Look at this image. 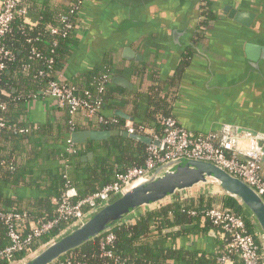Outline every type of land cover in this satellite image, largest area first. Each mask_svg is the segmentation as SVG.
<instances>
[{"label":"crops","instance_id":"0c3cea01","mask_svg":"<svg viewBox=\"0 0 264 264\" xmlns=\"http://www.w3.org/2000/svg\"><path fill=\"white\" fill-rule=\"evenodd\" d=\"M209 1L211 14L207 20L208 27H201L204 17L201 0L198 28L193 33L179 28L177 33L180 36L176 43L165 24L144 34L129 35L107 48L100 46L94 32L81 27L73 36L74 44L71 45L70 55L58 77L84 88L90 74L103 67L105 62H109L111 75L110 82L106 84L107 101L104 102L102 114L107 118L118 116L137 125H145L149 128L148 133L155 132L157 127L153 119L150 92L158 89L170 102L173 117L192 133H219L224 125H231L238 129V133L252 130L264 134V90L259 93L251 78L244 79L247 43L256 37L264 39V0ZM72 2L73 0H35L39 8L50 6L55 9L68 8ZM172 2L173 0H168L167 6H172ZM92 3V0H89L84 5L80 23L92 13ZM180 5H183V2ZM227 8L255 14L253 25L248 28L237 23L230 18ZM171 11L174 12V9ZM30 16H35V12H30L28 17ZM161 16L168 22H176L175 24H181L183 21L178 15L173 18L168 10ZM186 22L189 26L197 25L194 12L188 16ZM190 41L194 44L193 48L188 46ZM126 49L141 56V60L125 59ZM116 77L127 80L132 89L114 84L113 78ZM67 114V109L61 107L57 100L41 95L28 102L25 116L29 125L32 123L34 126L45 128L59 127ZM70 135L71 133L66 134L61 143L50 141L52 139H47L46 134L42 138L32 136L24 143L26 151H39L25 160V164L34 171V179L50 182L64 172L72 183L80 184L86 177V166L82 164L96 163L100 157L112 163L116 162L117 155L105 148L106 146L89 151L80 159H72L69 163L63 161L59 152L66 149ZM246 145L247 142L243 141L242 146ZM77 189L85 190L83 186ZM4 194L10 198L19 197L24 200L43 196L28 187L16 190L6 188ZM196 195L198 194L189 197ZM56 200L53 198L52 204H55ZM245 216L251 221L247 214ZM176 227H186L182 229L186 231L193 228V225ZM171 233L176 232L165 234ZM174 247L212 255L216 254L218 240L213 231L208 235L182 233L177 236Z\"/></svg>","mask_w":264,"mask_h":264},{"label":"trees","instance_id":"16d2710c","mask_svg":"<svg viewBox=\"0 0 264 264\" xmlns=\"http://www.w3.org/2000/svg\"><path fill=\"white\" fill-rule=\"evenodd\" d=\"M29 11L35 12V16L19 18L14 24L11 34L4 40L5 46L15 54V60L7 65L6 70L0 71V98L7 102V111L2 114L6 120L7 127L0 129V211H16L27 216L32 222L42 218L53 219L56 216V204H52V199H59L66 190L67 178L65 173H60L59 177L53 181L40 182L33 178L34 171L25 164V160L30 155L35 156L39 151L25 150L24 143L30 137H48L56 143L62 142L66 134L89 129L104 130H125L127 121L116 116V123L102 126H91L82 116H77L74 120L67 114L65 121L59 127L47 126L45 128L30 125L25 116L28 102L39 97L51 79L50 76H39L40 71H48V61L55 63L54 72L59 76L63 65L71 52V45L74 44L73 37L54 36L47 30L49 25L63 28L60 22L62 15H67L74 25L80 23L78 13L72 14L71 9H55L50 6L37 7L35 0H26ZM204 14L202 28L208 27V19L211 14L210 1L203 0ZM206 11V12H205ZM57 41L54 47L53 42ZM34 52L41 54L36 57ZM27 67V68H26ZM111 64L105 62L104 66L95 70L88 77L86 87L64 81L73 86L81 94L90 90L95 97H100L107 101V88L99 95V87L104 80H108L111 75ZM110 82V81H109ZM2 92L7 93L5 97ZM150 101L153 108V119L157 124L155 133H162L163 119L173 116L171 104L158 89L150 92ZM133 123V122H132ZM134 125H137L133 123ZM146 129L147 126L143 125ZM29 127L28 133L20 131ZM100 146H106L117 155L116 162L112 163L108 159L101 158L96 163L82 164L86 166V177L80 184L74 186L85 188L79 191L81 197L95 193L105 186L112 184L116 176L136 166H143L148 158V145L124 137H115L106 141H87L86 144L77 145V153L69 154L65 149L59 152V157L63 161L80 159L89 151H95ZM48 154V152H47ZM21 187L35 189L42 193L34 199L24 200L19 197L10 198L4 194V189L16 190ZM219 208L230 210L236 214L246 215L244 208L233 197L223 194L201 193L195 197H186L173 202H169L159 208L141 214L134 222L123 225L113 232L115 243L113 251L116 252L120 263H116L114 258L105 255L101 248V238L90 242L81 249L69 254L61 260H71L78 264H217L216 257L222 254L229 238L222 237L220 229L215 227L209 218H205L201 212ZM193 212H197L193 215ZM247 226L254 231V226L246 218ZM193 225L189 230L165 234L164 230L176 226ZM68 225L61 222L49 235L44 236L38 244L43 245L58 235ZM211 231L215 233L218 240L216 254H207L200 251H189L174 247V242L182 233L193 235H208ZM159 232V234H154ZM28 231L25 233L27 234ZM8 227L0 221V250L8 247ZM25 256L24 253L15 255L16 260ZM0 264H9L0 261Z\"/></svg>","mask_w":264,"mask_h":264},{"label":"built area","instance_id":"2783aa9c","mask_svg":"<svg viewBox=\"0 0 264 264\" xmlns=\"http://www.w3.org/2000/svg\"><path fill=\"white\" fill-rule=\"evenodd\" d=\"M88 1L73 0L69 5L71 13L77 14ZM29 13L26 0H0V71L6 70L7 65L15 60L14 52L5 46L4 40L13 32L16 20L28 17ZM60 22L63 28L52 25L47 27L51 35L73 37L81 27V23L74 25L67 15H62ZM56 45L57 41L53 42V46ZM34 54L36 57L41 56L37 52ZM47 68V72H39L41 77L46 75L51 77L47 88L41 93L43 96L57 100L61 107L67 109L73 120L82 115L89 125L97 127L117 122L115 118H107L102 114L105 104L99 96H93L90 90L81 94L73 86L64 83L54 72L53 60L48 61ZM108 82L107 79L104 80L99 87V95L104 93ZM2 94L5 97L8 96L5 92ZM6 111L7 102L0 98V129L7 127L6 120L2 116ZM162 126V133H148L143 125H134L127 121L125 131L132 134H146L152 138V143L147 148L148 158L145 164L129 168L117 175L112 184L85 197H81L78 189L65 174L66 190L55 202L57 208L53 219L42 218L32 222L20 212L0 211V221L8 227L10 240V245L0 250V261L13 264L19 261L15 258L16 254L24 253L26 257L35 252L41 245L37 248L34 246L56 229L61 222L66 223L68 228L141 180L150 171L179 158L218 164L253 187L264 198V134L238 133V129L231 125H224L219 133L195 134L182 127L173 116L163 119ZM29 130L27 127L20 132L28 133ZM243 141L247 142L246 146H242ZM66 150L69 154L77 153L76 144L67 140ZM196 214L197 212H193V215ZM201 214L220 229L222 237L229 238L222 254L216 257L217 264H264V249L260 236L255 229L251 231L248 228L246 216L219 208H212ZM27 231L28 233L25 234ZM114 243L115 236L111 232L101 238V248L105 255L114 258L116 263H120L116 252L112 250ZM55 264L78 263L60 260Z\"/></svg>","mask_w":264,"mask_h":264},{"label":"water","instance_id":"95a60500","mask_svg":"<svg viewBox=\"0 0 264 264\" xmlns=\"http://www.w3.org/2000/svg\"><path fill=\"white\" fill-rule=\"evenodd\" d=\"M167 1L92 0V13L86 16L80 25L89 32H94L100 46L104 48L112 46L129 35L144 34L163 24L169 27L171 37L176 43L180 36L177 33L179 28L188 33H193L198 28L201 0H173L172 6L169 7ZM182 2L183 5H180ZM171 9H174V12ZM167 10L173 18L176 15L181 16L182 23L175 24L176 22L165 20L161 14L167 13ZM227 10L230 11V18L237 23L248 28L253 25L255 14L237 12L230 8ZM82 12L83 8L78 12L79 18ZM193 12L197 19L195 27L189 26L186 22ZM188 46L193 48L194 44L190 41ZM124 56L131 61L141 60V56L130 49L125 50ZM246 64L244 79L251 78L256 84V90L260 93V90H264V39L256 37L247 43ZM113 83L132 89L131 84L123 78H113ZM246 132L257 134L252 130H246ZM113 137L128 138L148 146L152 143V138L146 134H132L115 129L76 131L71 133L68 140L74 144L83 145L88 140L98 142ZM155 144L158 145L157 142ZM212 192L233 197L241 204L259 234L264 249V198L253 187L218 164L179 158L150 171L141 180L41 245L35 252L13 264H55L145 212L192 194ZM182 229L186 227L167 229L164 232H178Z\"/></svg>","mask_w":264,"mask_h":264},{"label":"rangeland","instance_id":"374dc122","mask_svg":"<svg viewBox=\"0 0 264 264\" xmlns=\"http://www.w3.org/2000/svg\"><path fill=\"white\" fill-rule=\"evenodd\" d=\"M80 30H81V27L77 30V32L80 31ZM210 194H215V192H214V193L212 192V193H210Z\"/></svg>","mask_w":264,"mask_h":264}]
</instances>
